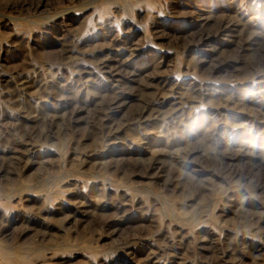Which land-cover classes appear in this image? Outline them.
Segmentation results:
<instances>
[{"label":"rangeland","instance_id":"1","mask_svg":"<svg viewBox=\"0 0 264 264\" xmlns=\"http://www.w3.org/2000/svg\"><path fill=\"white\" fill-rule=\"evenodd\" d=\"M0 264H264V0H0Z\"/></svg>","mask_w":264,"mask_h":264}]
</instances>
